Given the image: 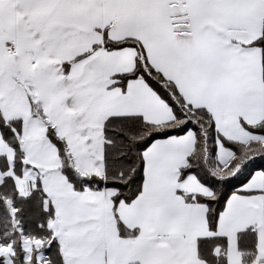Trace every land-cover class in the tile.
Listing matches in <instances>:
<instances>
[{
	"label": "snow or ice",
	"instance_id": "snow-or-ice-1",
	"mask_svg": "<svg viewBox=\"0 0 264 264\" xmlns=\"http://www.w3.org/2000/svg\"><path fill=\"white\" fill-rule=\"evenodd\" d=\"M0 264H264V0H0Z\"/></svg>",
	"mask_w": 264,
	"mask_h": 264
}]
</instances>
